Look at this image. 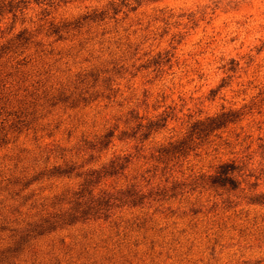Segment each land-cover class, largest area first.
Listing matches in <instances>:
<instances>
[{
    "label": "rangeland",
    "instance_id": "obj_1",
    "mask_svg": "<svg viewBox=\"0 0 264 264\" xmlns=\"http://www.w3.org/2000/svg\"><path fill=\"white\" fill-rule=\"evenodd\" d=\"M51 1L0 0V264H264V0H147L102 21L83 17L110 0ZM223 112L236 120L198 133ZM181 140L165 169L157 150ZM118 156L128 167L96 192L149 194L229 161L252 176L30 232Z\"/></svg>",
    "mask_w": 264,
    "mask_h": 264
},
{
    "label": "trees",
    "instance_id": "obj_2",
    "mask_svg": "<svg viewBox=\"0 0 264 264\" xmlns=\"http://www.w3.org/2000/svg\"><path fill=\"white\" fill-rule=\"evenodd\" d=\"M62 1V0H59ZM65 1V0H64ZM147 0H110L106 9L98 12L95 10L92 14H87L83 17L84 20L99 21L105 20L106 18H116L120 12L127 14L130 11L137 10ZM156 1V0H155ZM52 3L55 0L51 1ZM61 29L54 27V33H59ZM28 40V39H26ZM235 115L232 113L223 112L220 115L210 118L209 123L205 128L198 131L199 134L205 130L213 131L225 127L228 123L236 120ZM167 124V117H161L158 120H151L147 124L143 121L137 124L134 134L143 132V138L147 139L154 131L164 127ZM197 127L195 126V130ZM110 138L113 136V132L108 134ZM110 143V140L106 144ZM186 140L177 142H169L167 145L160 147L157 150V161L165 164V169L168 168L170 161L179 159L180 157H186L189 146ZM130 158L118 156L111 160L108 164L102 166L100 169L91 170L87 174L84 183L80 189L75 191L71 200V207L68 211L60 212L55 217H49L43 220L41 224L32 226L30 232H36L37 234H43L48 229H55L59 224H72L80 220H88L90 218H105L108 219L116 207L124 205L142 204L147 198L152 196L157 197H172L176 196L179 192H183L184 188L188 185L200 183L201 185H208L214 188H229L238 189L241 181L239 177H249L252 174H246L245 166L238 165L235 161L224 162L218 166L216 173L210 177H201V181L194 180L192 183L180 182L174 180L171 187L167 185L162 188L157 187L156 190L150 189L149 194H145L142 190L136 188L135 185L130 186L124 190H118L117 192H111L109 190H99L96 192L97 185L102 179L107 177H114L123 172L128 167ZM171 169V168H170ZM58 173H69L74 170L70 168L68 170L56 168ZM169 181V177L166 180ZM150 184V182H148ZM182 190V191H179ZM170 192H172L170 194ZM261 198L264 201V197L258 196L252 200L260 201ZM262 201V202H263Z\"/></svg>",
    "mask_w": 264,
    "mask_h": 264
}]
</instances>
